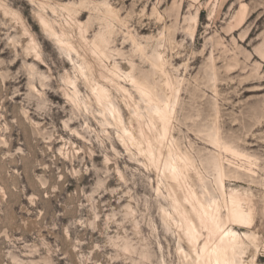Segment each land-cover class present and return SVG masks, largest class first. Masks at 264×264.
<instances>
[{"label": "rangeland", "instance_id": "rangeland-1", "mask_svg": "<svg viewBox=\"0 0 264 264\" xmlns=\"http://www.w3.org/2000/svg\"><path fill=\"white\" fill-rule=\"evenodd\" d=\"M189 190L234 196L264 264V0H0V264H193Z\"/></svg>", "mask_w": 264, "mask_h": 264}, {"label": "bare ground", "instance_id": "bare-ground-1", "mask_svg": "<svg viewBox=\"0 0 264 264\" xmlns=\"http://www.w3.org/2000/svg\"><path fill=\"white\" fill-rule=\"evenodd\" d=\"M131 81L136 85L142 97L151 105L152 127L157 129L159 122L161 126L159 138H165L168 134L172 113L174 112V103L169 99L170 96L162 98L156 90L136 81L134 77ZM97 95L99 98H110L108 90L104 86H100ZM114 111L116 112V110ZM117 113L120 117V113ZM130 137L132 138V136ZM148 147V150L153 155L154 151L152 147ZM190 161L187 157L175 159L169 154L165 160L168 176L175 179L176 182L177 180L185 181L188 175L187 169L192 163ZM212 167L217 173V181L221 193L225 196L226 181H224L223 166L218 159H214ZM187 198L189 199L191 209L187 213L184 210L185 217L183 221L185 220V235L196 254V260L193 264H245L242 254L247 247V241L252 242L254 235L246 231L241 233L235 227L230 226V224L245 222L249 219L248 214L237 204L236 198L231 196L230 199L224 200V205L226 206L225 214L222 212L223 205L216 199H204L198 196L194 190L188 191ZM199 226H202L205 231L203 232L205 234L202 240H200V237L203 234Z\"/></svg>", "mask_w": 264, "mask_h": 264}]
</instances>
